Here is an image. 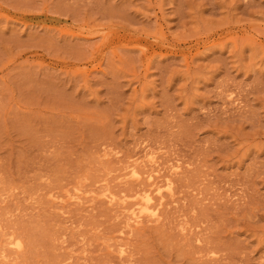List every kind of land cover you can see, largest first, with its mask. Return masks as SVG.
Here are the masks:
<instances>
[{
	"label": "rangeland",
	"instance_id": "374dc122",
	"mask_svg": "<svg viewBox=\"0 0 264 264\" xmlns=\"http://www.w3.org/2000/svg\"><path fill=\"white\" fill-rule=\"evenodd\" d=\"M0 264H264V0H0Z\"/></svg>",
	"mask_w": 264,
	"mask_h": 264
},
{
	"label": "bare ground",
	"instance_id": "6f19581e",
	"mask_svg": "<svg viewBox=\"0 0 264 264\" xmlns=\"http://www.w3.org/2000/svg\"><path fill=\"white\" fill-rule=\"evenodd\" d=\"M161 193V192H160ZM139 195V194H138ZM143 201V200H142ZM146 206V205H145ZM143 207V206H142ZM148 208V207H147ZM147 210V212L149 211L148 209H145V207L142 209V211ZM137 217V216H136Z\"/></svg>",
	"mask_w": 264,
	"mask_h": 264
}]
</instances>
